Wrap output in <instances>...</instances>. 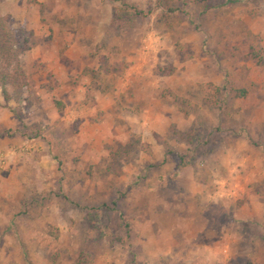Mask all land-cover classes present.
<instances>
[{
	"label": "rangeland",
	"instance_id": "1",
	"mask_svg": "<svg viewBox=\"0 0 264 264\" xmlns=\"http://www.w3.org/2000/svg\"><path fill=\"white\" fill-rule=\"evenodd\" d=\"M0 264H264V0H0Z\"/></svg>",
	"mask_w": 264,
	"mask_h": 264
},
{
	"label": "trees",
	"instance_id": "2",
	"mask_svg": "<svg viewBox=\"0 0 264 264\" xmlns=\"http://www.w3.org/2000/svg\"><path fill=\"white\" fill-rule=\"evenodd\" d=\"M239 0H228L229 3H237ZM247 96V92L246 91H240V97H246ZM58 106H60V109L62 108V104L61 103H57Z\"/></svg>",
	"mask_w": 264,
	"mask_h": 264
},
{
	"label": "crops",
	"instance_id": "3",
	"mask_svg": "<svg viewBox=\"0 0 264 264\" xmlns=\"http://www.w3.org/2000/svg\"><path fill=\"white\" fill-rule=\"evenodd\" d=\"M257 253H259V252H257ZM258 262V261H257ZM259 263V262H258Z\"/></svg>",
	"mask_w": 264,
	"mask_h": 264
}]
</instances>
